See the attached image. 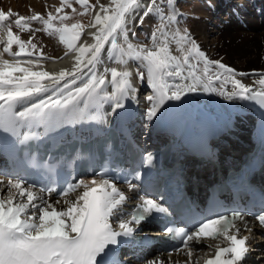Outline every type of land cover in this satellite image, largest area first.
I'll use <instances>...</instances> for the list:
<instances>
[{
    "label": "snow or ice",
    "instance_id": "1",
    "mask_svg": "<svg viewBox=\"0 0 264 264\" xmlns=\"http://www.w3.org/2000/svg\"><path fill=\"white\" fill-rule=\"evenodd\" d=\"M75 2L83 8L80 15L99 5L90 24L68 23L71 19L68 13L56 15L51 11L47 18L35 13L15 19L21 31H34L30 28L31 21L42 22L43 30L49 36H56L66 47L65 55L75 52L71 69L59 72L43 69L41 59L48 57L43 56L42 51L35 59H21L22 56L32 57L37 45L31 36L24 40L13 31L11 18L17 14L11 9L0 10V31L6 35V39L0 36V130L3 132L16 136L23 123L66 117L81 102L87 107L98 98L114 101L113 111L123 108L125 97L131 94V99H135L133 72L127 68L130 60L140 62L136 76L140 81L146 80L152 90L146 97L148 120L155 118L166 102L180 101L185 93L200 90L216 91L228 100L256 101L264 107V72L255 82L259 89L246 85L237 77L248 73H237L220 60H210L186 29L169 31L177 16L175 0H165L169 9L167 16L156 0H151L139 17L141 25L145 17L153 13L160 20L150 35V45L129 40L128 17L141 6L139 0H110L108 5L99 4V0L97 4H90V0ZM65 7L72 8L74 14L77 12L72 0H61L55 12L60 14ZM87 27L96 29L90 33L93 42L79 43ZM132 36H136L134 31ZM173 43L178 55L173 54ZM106 44L110 45L107 59L120 67L104 66L103 71H99L97 65L104 63L101 54ZM13 45L18 51H13ZM5 53L13 59H5ZM171 77L187 83L170 84L168 78ZM213 81H221L220 88H213ZM109 84L113 89L110 93L105 92ZM227 84L232 85L231 91L224 87ZM18 105L22 110L17 111ZM106 176L101 173L100 179L69 183L61 191L51 185L37 189L23 179H7L6 184L0 179V264H118L113 259L112 246L120 244V238L132 237L133 223L138 225L152 213L166 209L156 200L141 197V203L126 217L122 205L128 197L111 178H104ZM80 188L83 190L75 199H67L69 193ZM46 193L63 197L64 206L58 207L61 200L50 202ZM242 219L240 213L234 212L231 216L206 219L191 231L166 226L165 232L172 239L181 240L182 249L174 250L186 252L185 264H200L199 260H192L193 245L205 239L221 243L214 246V255L204 258V264H242L249 252L248 237L239 235L241 229L236 225V221ZM256 219L264 226V214ZM117 223L118 227L114 226ZM225 242L226 246H221ZM146 264L163 262L148 260Z\"/></svg>",
    "mask_w": 264,
    "mask_h": 264
},
{
    "label": "bare ground",
    "instance_id": "2",
    "mask_svg": "<svg viewBox=\"0 0 264 264\" xmlns=\"http://www.w3.org/2000/svg\"><path fill=\"white\" fill-rule=\"evenodd\" d=\"M28 2V1H27ZM229 0H210L209 8L208 9H198L196 12H199L200 14L196 19L194 20L195 23L193 24L192 32L187 31L188 33H192L194 35H197L200 40L198 41V45L200 47V50L206 54V56L210 60H220L222 63L228 65L231 68H234L237 73L244 72L248 73L246 76H238L237 78L240 79L244 84L251 85L256 89H259V85L255 82L260 78L259 74L261 72H264V0H236V4H229ZM11 5L15 6L13 3V0H10ZM110 3V0H99V4L108 5ZM140 7L137 8L129 17H128V24L127 27L129 29L128 35L129 40L132 41L134 44H151L150 35L156 25L160 23V20L156 16L155 13L150 14L149 16L145 17L144 23L148 26L149 30V42H144V39L134 38L136 40H133L132 29L134 24L137 22L139 17L143 15V12L145 10V7L151 3V0H139ZM156 3L159 4V6L164 10L165 16H167L169 9L166 4L159 3V0H156ZM226 5H225V4ZM30 4L34 6H39L40 1L39 0H30ZM10 5V6H11ZM12 6V7H13ZM31 6V8H32ZM41 6V5H40ZM225 6H227L225 8ZM42 7V6H41ZM225 8L224 16L218 14L221 12V10ZM36 9V8H34ZM99 11V5L97 4V7L95 8V11ZM35 12V11H34ZM37 12V11H36ZM43 12V11H42ZM94 13H92L93 16L90 23L93 21ZM42 14V13H41ZM179 17V15H178ZM220 17V19H219ZM214 18H217L218 25L216 26L215 30H212L211 33L215 34V37L212 39L207 38V30L209 29V23ZM138 23V22H137ZM165 23L167 24V20H165ZM181 24V23H180ZM241 25V26H240ZM180 29L185 30L184 27L181 25H178L176 21L170 26L169 31L173 29ZM211 28V27H210ZM96 29L93 27H88L84 33L82 34L81 41L79 43L87 42L92 43V37L90 33L94 32ZM209 31V30H208ZM0 36H4L6 39V35L0 31ZM55 46L57 50L52 54V56H49L46 60H41V64L44 70L49 72H59L60 69H71L73 63H74V56L75 52H69L67 55H65L66 50L64 47H62L63 44L59 42V40H54ZM105 51L101 54V59L103 60V64H98L97 69L99 71H103L104 66L112 67H120L119 65H116L112 62H110L107 59V49L110 47V45L106 44ZM173 54L178 55L179 53L176 52V45L173 43L171 45ZM0 50H2V47H0ZM5 59H13L9 58L6 53L4 55ZM21 59H28V58H21ZM196 61H193L195 63ZM58 63H63L64 68L62 65H57ZM136 64L140 62L139 61H129L127 68L133 72V76L131 77L133 86L136 88V91H138L141 88V82L138 77L136 76L137 69L141 68L140 66H131V64ZM57 65L59 70L52 71L50 69L51 66ZM213 69L215 70V66H213ZM146 72V69H144ZM187 73L185 72V75ZM47 82V81H45ZM168 82L170 84H180V83H187V81H182L180 78L177 77H171L168 78ZM77 84H79V81H77ZM110 85V84H109ZM109 85L105 86L106 92H111L113 89L112 87H109ZM213 88H220L221 81H213L212 85ZM150 87V86H149ZM227 90L231 91L232 85L227 84L224 86ZM151 90V88H150ZM152 91V90H151ZM181 102L184 105H186L185 110H179L178 109V103ZM145 104H149L148 102H145ZM167 106V118L174 123V125L178 124L180 126H189L193 130L201 131L203 129H208L210 125L207 120L210 117L211 113L216 114L217 116H234V114L238 117V119H242V121H245L243 125L247 124V127L242 128V126H239L241 130L245 129L246 132H251V125H248L249 119L258 117L259 111L257 109V105L255 104V101L252 100H245V99H233L228 100L225 99L223 96L219 95L216 91H197V92H188L185 93L184 96H182L180 101H169L166 102ZM160 115H163V112L160 110L158 112ZM158 115V114H157ZM143 117L145 116V113L141 112L137 114L134 118L139 125H137L135 132L140 133L144 132L145 129H148L149 131V125L150 120L147 123L142 124ZM165 121V119H164ZM233 149L243 154L245 152V149L239 145L238 142L232 141ZM0 176L4 178L5 184L7 179H14L8 175V173L0 171ZM6 190V187H4L3 191ZM81 190L76 191L73 194H69L67 199H75V197L82 191ZM124 191L126 193H133V199L136 196V187L133 186L131 188H124ZM7 194V190L5 191ZM47 197V196H46ZM50 202H55L56 200H61V204L58 205V207H62L63 205V197L52 199L50 196L47 197ZM124 206V205H122ZM134 227V226H133ZM206 242V250L210 247L208 245L213 244V240L211 239H205L202 240L201 244ZM259 241V242H258ZM249 242L253 244L254 249H258L259 247H262L264 249V242L261 240L254 241L253 239H249ZM258 243V244H257ZM199 245H193V250H195ZM261 251H253L251 254L253 257H256L258 253ZM143 251H138L136 249H128L126 255H127V262L126 264H146V261L148 260H159L162 261L163 264H174L176 261H180L181 258L188 261V256L183 255L182 253L178 254H166L158 252L156 254H150L148 255L144 260H139L138 258L140 255H142ZM202 253V251H201ZM200 256V253L196 255V253H193L192 260L195 262L198 260V257ZM203 257V256H200ZM179 264H183L180 262Z\"/></svg>",
    "mask_w": 264,
    "mask_h": 264
},
{
    "label": "rangeland",
    "instance_id": "3",
    "mask_svg": "<svg viewBox=\"0 0 264 264\" xmlns=\"http://www.w3.org/2000/svg\"><path fill=\"white\" fill-rule=\"evenodd\" d=\"M39 1H40V5L42 7L40 5L33 7L30 4V0H13V3L15 6L11 5L10 0H0V10L8 12L11 9L13 13L17 14V15L12 16V18H11V26H12V29L14 30V32L16 34L20 35V37L24 40H28L29 37L31 36L33 38V43H35L37 45V49L32 50L33 51L32 58H36L37 55L41 53V51L43 52V55H45V57L52 56V54H54V52L57 50L54 40H58V38L54 35L49 36L43 30L44 25L40 21H31L30 22V28L34 31H21L15 25V19H17L19 15L31 16L35 13H42V15L45 18H47V13L49 11L53 12V14H56V15H62L63 13H68L71 16V19L69 21H67L68 23L80 21L84 24H90V21L92 19L91 16H93L91 14L92 10L88 13H85L84 15H80L79 13L83 11V8L78 3H76L75 0H72L73 7H75L77 9V12L75 14L72 12V8H70V7L63 8L62 13L57 14L55 12V9L57 7L61 6V0H39ZM209 1L210 0H175L176 12L179 13L178 7L182 10V13L179 15V17H178V14L176 16V19L179 18L178 20H176V23L178 25L182 24L184 29H186L189 32H192L193 24L195 23L194 20L200 14L199 12H196V10H198V9L200 10L202 8L208 9L209 8V3H208ZM231 1H233V0H231ZM235 1L236 0H234V2ZM229 2H230V0H229ZM159 3L166 4L165 0H162V2H161V0H159ZM90 4H97V0H90ZM229 4H231V3H229ZM31 6H32V8H31ZM34 8H36V9H34ZM93 11H95V9H93ZM93 11H92V13H94ZM224 11L225 10L222 9L221 12L218 14V16L219 15L224 16V13H223ZM90 14H91V16H90ZM219 19H220V17H219ZM219 19L214 18L209 23V29H208L209 31L207 30V32H206L207 38L209 40L215 37L216 33L212 34L211 31L216 29V26L218 25L217 23H218ZM219 22H220V20H219ZM55 23H59V22L56 21ZM138 24H139V22L136 23L134 29H132L136 33V36H134V38L144 39L145 40L144 42H146V43H147V41L149 42L148 26L146 24H142V25L140 24V26L138 27ZM188 34L190 35V37L192 39H194L196 41V43L198 45V41L200 40V38H198L197 35H194L192 33H188ZM134 38H133V40H136ZM62 47H64V49L67 51V49L64 45H62ZM13 49H14V51H18V47L16 45H13ZM9 57L12 58L11 56H9ZM21 58H28L29 59V57H27V56H22ZM41 60H46V59H41ZM133 65L134 64H131V66H133ZM137 65L141 67V65L139 63H137ZM137 65L135 64V66H137ZM142 70H144V69H142ZM109 87H112V86L109 85ZM149 90H150V87L147 84L146 80L142 81L141 82V88L138 90V93H137L138 94L137 99L147 101L146 98H143L142 96L144 94H149L150 93ZM232 117L238 118L235 114ZM233 123H235V125H242V124H239L238 121H235V120L232 121V125H233ZM244 126L247 127V125H243L242 128H245ZM5 191H3L4 195H6Z\"/></svg>",
    "mask_w": 264,
    "mask_h": 264
}]
</instances>
